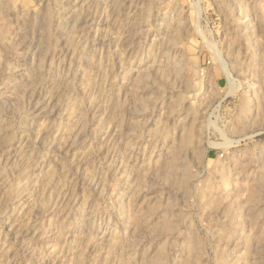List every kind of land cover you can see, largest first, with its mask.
<instances>
[{
    "label": "rangeland",
    "instance_id": "1",
    "mask_svg": "<svg viewBox=\"0 0 264 264\" xmlns=\"http://www.w3.org/2000/svg\"><path fill=\"white\" fill-rule=\"evenodd\" d=\"M0 264H264V0H0Z\"/></svg>",
    "mask_w": 264,
    "mask_h": 264
},
{
    "label": "bare ground",
    "instance_id": "2",
    "mask_svg": "<svg viewBox=\"0 0 264 264\" xmlns=\"http://www.w3.org/2000/svg\"><path fill=\"white\" fill-rule=\"evenodd\" d=\"M230 73H231V72H230ZM232 88H233V87H232ZM232 91H233V90H232ZM230 142H232V144H233V143H237V142H234V141H230Z\"/></svg>",
    "mask_w": 264,
    "mask_h": 264
}]
</instances>
